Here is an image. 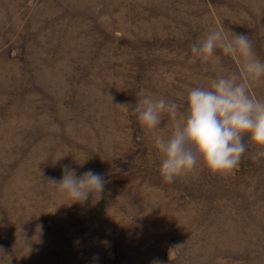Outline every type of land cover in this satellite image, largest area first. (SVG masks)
I'll return each mask as SVG.
<instances>
[{
	"label": "rangeland",
	"instance_id": "374dc122",
	"mask_svg": "<svg viewBox=\"0 0 264 264\" xmlns=\"http://www.w3.org/2000/svg\"><path fill=\"white\" fill-rule=\"evenodd\" d=\"M218 26L264 60V0H0V264H264L257 147L169 183L153 136L175 122L148 132L133 112L141 89L183 111L188 89L239 75L191 52ZM64 165L102 174L103 199L70 204L49 181Z\"/></svg>",
	"mask_w": 264,
	"mask_h": 264
},
{
	"label": "clouds",
	"instance_id": "9594fccd",
	"mask_svg": "<svg viewBox=\"0 0 264 264\" xmlns=\"http://www.w3.org/2000/svg\"><path fill=\"white\" fill-rule=\"evenodd\" d=\"M216 49L240 63L239 75L217 74L206 87L188 89L183 111L177 102L145 94L143 89L137 94L133 112L146 131L159 128L163 114L175 122L168 137L153 136L166 182L191 171L198 161L222 174L236 169L246 152L245 136L258 149L251 159L264 157V98L251 92L252 83L264 79V60L256 55L248 35L222 26L191 46V52L203 60L213 58ZM61 171L58 181H49L70 204L103 199L107 182L102 174L89 169L78 176L68 165Z\"/></svg>",
	"mask_w": 264,
	"mask_h": 264
}]
</instances>
